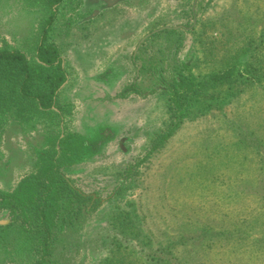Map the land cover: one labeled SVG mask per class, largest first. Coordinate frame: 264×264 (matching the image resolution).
Instances as JSON below:
<instances>
[{
  "label": "rangeland",
  "instance_id": "obj_1",
  "mask_svg": "<svg viewBox=\"0 0 264 264\" xmlns=\"http://www.w3.org/2000/svg\"><path fill=\"white\" fill-rule=\"evenodd\" d=\"M71 2L51 38L67 72L59 96L67 128L88 140L64 173L85 191L100 181L111 187L110 177L129 158L141 174L128 195L87 214L80 231L56 246V259L96 264L106 253L95 244L97 233L118 205L141 217V233L152 242L128 247L122 264H264V0ZM42 18L40 0H0V45L29 57ZM163 26L179 27L157 30ZM229 63L233 80L198 97L162 149L145 158L140 148L160 125L165 96L119 93L131 82L147 92L173 68L200 77ZM59 133L46 118L5 120L0 194L36 170ZM2 211L10 221L0 225V264H33L31 243ZM71 239L83 245L69 251Z\"/></svg>",
  "mask_w": 264,
  "mask_h": 264
},
{
  "label": "trees",
  "instance_id": "obj_2",
  "mask_svg": "<svg viewBox=\"0 0 264 264\" xmlns=\"http://www.w3.org/2000/svg\"><path fill=\"white\" fill-rule=\"evenodd\" d=\"M71 1L40 0L43 18L36 36L30 39L33 46L29 57L6 41L0 45V130L9 117L21 122L46 118L49 125L56 124L63 130V133L49 138L50 145L40 153L36 170L22 178L12 193L0 194V207L10 212L19 233L31 243L35 255L33 264H61L54 253L61 240L70 233L80 231L87 214L97 210L101 202L110 205L113 199L128 195L139 185L141 174L136 170L138 163L129 158L110 177L111 187H107L105 181H100L96 189L85 191L75 186L64 173L68 160L82 150L88 140L67 128L68 109L59 98L67 72L59 48L51 38L58 13L65 6L69 7ZM164 31L177 32L174 29ZM179 65L185 67L183 62H179ZM234 66V63H229L220 71L200 77L173 68L168 80L163 82V76L159 75L147 92H141L131 82L119 93L118 97L125 96L129 91L141 97L155 94L165 96L160 125L147 133L145 143L140 148L145 158L162 149L198 97L211 88L231 82ZM113 206L108 212L105 226L97 233L95 244L106 253L96 264H122L128 247L140 242L149 246L152 243L148 234L141 233V217H136L132 210ZM80 243L78 239H71L68 250L76 249ZM153 254L155 251L152 252L154 257ZM118 257L122 258L121 261H118Z\"/></svg>",
  "mask_w": 264,
  "mask_h": 264
},
{
  "label": "water",
  "instance_id": "obj_3",
  "mask_svg": "<svg viewBox=\"0 0 264 264\" xmlns=\"http://www.w3.org/2000/svg\"><path fill=\"white\" fill-rule=\"evenodd\" d=\"M178 27H179V26H172V27H170V26H163V27H160V28L157 29V30H161V29H165V28H167V29H176V28H178ZM155 31H156V30H155ZM155 31H152V33L155 32ZM147 35H149V34L144 35V36L140 39L138 45L140 44V42H142V41L144 40V38H145ZM0 215L3 217V220L0 221V225L7 224V223L10 221L9 213H8L7 211H6V212L2 211V212L0 213Z\"/></svg>",
  "mask_w": 264,
  "mask_h": 264
}]
</instances>
